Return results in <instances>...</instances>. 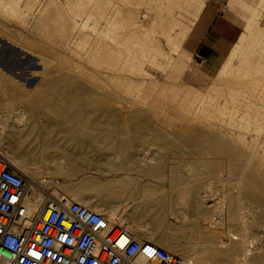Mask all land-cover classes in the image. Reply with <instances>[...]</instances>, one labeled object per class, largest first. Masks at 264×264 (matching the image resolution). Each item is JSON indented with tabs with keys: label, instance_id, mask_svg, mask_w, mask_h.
Listing matches in <instances>:
<instances>
[{
	"label": "bare ground",
	"instance_id": "obj_1",
	"mask_svg": "<svg viewBox=\"0 0 264 264\" xmlns=\"http://www.w3.org/2000/svg\"><path fill=\"white\" fill-rule=\"evenodd\" d=\"M143 1L149 7L139 15V5ZM182 1L62 0L60 4L58 0H43L42 2L41 0H0L1 14L9 15L16 20L19 15L21 16V18L18 17L19 22L16 23V30L20 31L22 36L31 32L33 23L42 26L41 30L49 29L47 25H44L48 20L56 24L59 23L54 34L56 27H52L49 32L50 35H44L43 45L49 50L39 51L40 59L38 58L37 64L29 57L20 59L18 52L0 49V96L4 97V101L9 104L15 103L21 96L31 98L59 96L60 101L47 102L41 109L45 108V110L63 117L71 135L80 132L86 135L91 134L90 127L86 126L84 122L76 120V116L73 115L76 106L74 104L75 98L79 96H88L102 101V107L105 110L115 109L125 113L123 115L124 120L128 117L137 119L139 112L137 110L129 114L126 110L123 112L119 99L123 95L129 96V98H139L141 91L154 90L157 83L150 79L146 68L156 66L165 72L172 60V56L169 54H175L182 50L181 43L196 23L205 0ZM247 6L249 9L248 17L241 32L236 36L223 62L218 67L215 82H212L203 95L196 94L190 98L184 96L181 101H178L177 97L173 95L170 104L178 111L177 125L167 123V128L162 126L166 130L167 136L175 138L186 147L211 150L219 156L226 155L228 158L236 155L237 146L246 150L247 161L244 165L236 166L232 164L233 160H230L232 158L228 160L229 176L235 178L230 181L224 180L221 179L222 177L220 178L219 174L218 176L214 175L216 176L212 177L214 179L209 178L216 179V184L207 185L204 189L203 186L199 185L203 189L199 199L200 205H206L201 207L197 201L192 204L191 211L198 218L195 225L202 229L199 237L204 240V245H214V249L208 248L206 253L204 252L211 259L212 264H264V240L261 241L259 238L257 240L249 234L251 221L247 219L246 212L243 210L245 206L240 204V196L243 192L252 202L259 204L264 216V203L256 194L257 190H264V146L260 150L259 145L264 141V23L260 22L264 13V0H257L254 6ZM184 10L188 14L186 15L188 18L182 22L180 17ZM173 11L180 15L173 18L171 15ZM53 13H56L57 18L49 19V15ZM150 13L154 15L150 23L151 26L141 27L140 23L146 20ZM28 17H30L29 24L26 21ZM175 28L178 31L172 36ZM154 33L161 35L158 38L163 36L170 53L161 49L162 43L153 36ZM235 61L237 64L234 63ZM180 62H175V69L182 66L183 63ZM87 65H91L93 68L88 69ZM94 65L104 69V74L98 72ZM24 71L29 72V78L26 79V75L23 74ZM38 80L43 81V85H39L38 89L31 88V84H35ZM24 81L26 83L23 84ZM17 82L20 86L13 84ZM192 90L197 93L200 92L196 89ZM9 91H13V94ZM162 93L160 92V96ZM134 99L132 100L134 101ZM112 102L114 103L113 106H111ZM163 102L164 99L160 101V104ZM155 104L157 105L156 100ZM23 115L24 113L20 112L18 120L22 119ZM158 127L160 128V126ZM158 127L156 128L158 130L150 129L155 137L160 135ZM238 129H244L248 132L251 130L249 133L252 132V134L250 137H245L247 132L244 136ZM203 151L206 153L205 150ZM0 154L13 165V170L17 174L26 176L32 184L38 183L43 187L50 188L49 193L42 194L30 184L25 196L29 215L26 222L27 226L31 225L33 219L45 215L44 203L48 199L64 205L76 200L80 205L92 211H103L97 205L91 204L81 197L63 194L61 185L54 184L52 179L40 181L36 177L38 167H31L24 160H19L18 146H12L6 151L1 147L0 139ZM22 154L26 156L27 153L23 152ZM240 154L243 155V153ZM240 154L239 156H241ZM70 155V152L64 153L58 162L61 164L60 170L57 171V173L59 172L58 176L62 178L61 184L77 180L82 182L83 171L80 168L82 162ZM187 166L185 165L186 168ZM188 167L193 166L189 165ZM190 168L187 169L190 171ZM189 171L188 174H194L191 171L189 173ZM155 172L154 175L158 173L155 174ZM177 172L180 174L179 171ZM151 173L149 174L152 175ZM192 179L190 180L192 181ZM143 182L144 185L145 182ZM229 183L233 184L232 194L228 191L227 185ZM181 188L179 189L181 190ZM177 189L175 188V190ZM196 190L193 188L184 193H191L189 195L193 196L199 192ZM235 197L238 202L237 206L235 205ZM103 199L97 197L96 203L104 205L106 201ZM179 199H183V197L181 196ZM107 212L105 211L109 216H115V214L120 216L117 212ZM178 212L183 218H186V213L182 209ZM170 216L171 219H177L175 213H170ZM162 219L161 215L158 216L153 223L155 226L149 230L146 227L148 223H145L146 225L143 223L131 224L126 218L124 220L123 217H120V221L142 244L137 260L138 264H144L148 259L147 264H155V261L150 259L155 247L153 230L162 223ZM220 235L224 239H220ZM216 237L218 240L214 241L213 239ZM169 251L172 252V250H167L169 254L171 253ZM180 260L181 264H204L194 258L190 259L182 255Z\"/></svg>",
	"mask_w": 264,
	"mask_h": 264
},
{
	"label": "rangeland",
	"instance_id": "obj_2",
	"mask_svg": "<svg viewBox=\"0 0 264 264\" xmlns=\"http://www.w3.org/2000/svg\"><path fill=\"white\" fill-rule=\"evenodd\" d=\"M42 1L43 0H41V2ZM58 1L60 4L62 3V0ZM256 1L257 0H239L233 2L230 0L229 8L233 12L235 25L239 27V30L236 28V33L241 32L243 24L248 17L249 9L247 5L254 6ZM182 2H184V0ZM148 7L149 6L143 1L139 5V15ZM149 15L150 16L146 20L142 22L140 21L141 27L144 28V26H151L150 23L154 18V15L153 13H150ZM171 15L173 18H176L180 14L173 11ZM181 15V21H186L188 18L186 15L188 14L185 10L184 12H181ZM18 17L21 18L20 15ZM18 17L16 20L9 15L0 13V49L15 53L18 52L20 59L29 57L35 64H37L38 58L40 59L39 51L49 50L43 45V42L45 41L44 35H50L49 32L52 27H56V30L53 32L54 34L57 31L59 23L56 24L48 20V22H45L44 24L49 27L48 30H41L42 26L33 23L31 32L22 36L21 32L16 30V23L19 22ZM58 17L60 19V16ZM52 18H57L56 13L49 15V19ZM29 20L30 17L26 20L28 24ZM260 22L262 24L264 23V13ZM175 30L172 32V36H174L178 31L177 28H175ZM153 36L156 38L161 37V35L159 36L157 33H154ZM162 38H158L160 43L163 44H161V49L170 53L169 47L166 45L164 38ZM169 55L172 56V60L169 68L165 72L156 66H153L154 68H146V72L149 74L150 79H152V81L154 80V82L156 81L157 83V87L154 88V90L147 92H145V90L141 91L139 98H129V96L123 95L121 97L122 99H119L123 112H125V110L127 111V114L135 110L139 112V117L135 120L130 119L129 117L124 120L123 115L125 113L115 109L105 110L102 107L103 102L97 100L96 98H90L88 96H79L75 98L76 102L74 104L76 106L73 115L76 116V120L84 122L86 126L90 127V135H86L83 132L71 135L68 132V125L64 123L65 119L63 117L52 111L49 112L45 110V108L41 109L47 104V102L54 103L59 100V96H45L38 98L21 96L15 101V103L12 104L5 102L4 97L0 96L1 147L8 151L10 147L18 146L19 160H24V162H27L31 167H38L36 172L38 175L41 174V176H43L41 177L36 175L40 181L42 179H45L46 181H48V179H52L54 184L61 185L63 194L81 197L91 204L97 205L103 210L102 212H107V210V213H110L109 211H112L113 213L117 212L120 217H123L124 220L126 218V220H129L131 224L148 223V225H145L149 228V230L153 229L155 226L153 223L157 220L158 216L161 215L163 217L162 223H160L155 230H153V240L155 246L161 247L165 251L172 250V252L169 251L171 252L170 254L179 258H181L182 255L186 258H194L204 264H212L211 259L206 256L205 251L208 248L214 249V245H204V240L199 237V233L202 229L195 225L198 218H196L195 214L191 211L192 204L194 201H200L199 199L201 197V193L207 185L216 184V179L212 180L214 179L212 177H216L214 175L218 176L219 174L220 178L222 177L221 179H227L229 181L232 180V178H235L234 176H232V178L229 176L230 169L228 166V160L232 158L230 160H233L232 164L236 166L244 165L247 161L245 155L246 150L245 148L237 146L241 150L236 148V155L228 158L226 155L219 156L211 150L201 148H199L201 149L199 150L190 146L186 147V145L180 144V142H178L175 138L167 136V132L163 129V127L167 128L169 123L177 125L176 116L178 111L171 106V97L175 95L177 100L181 101L184 96L190 98L196 94H205L212 82H215V73L220 65L219 64L215 70L211 71V73H207L200 65V62H198L190 54L186 53L184 49H182V52L179 51L178 53ZM176 61H183V64L180 62L184 67L180 74H178V69L174 68ZM234 63L237 64L236 61ZM86 67L88 69L93 68L91 65H87ZM94 68H96L98 72H104V69H101V67H96V65H94ZM23 74L26 75V79L27 77L29 78L28 71H24ZM41 80H38L35 84H31L30 87L38 89L39 85H43V81ZM24 83L26 82L24 81L23 84ZM13 84L15 86L19 85L18 82ZM188 86L192 87V89H198L200 92L197 93ZM9 92L13 94V91ZM160 92H163L161 96ZM132 99H134V101ZM163 99L164 102L160 104V101ZM155 100L157 105H154ZM113 105L114 103L112 102L111 106ZM38 106L40 107L38 108ZM146 108L147 110H145ZM40 109L41 111H38ZM20 112H23L24 115L22 116V119L18 120ZM158 126H160V128ZM157 127L159 128L160 134H158V138L150 132L151 128L158 130L156 129ZM238 131H240L244 136L247 132L245 137H250V134H252V132L249 133L251 130L248 132L244 129H238ZM259 145L261 150L264 146V141ZM203 150H207L206 153ZM23 152L27 153L26 156H23ZM66 152H70V156L79 159V161L82 162L80 165V168L83 171L82 182L77 180L61 184L62 178L58 176L59 172L57 173V171L60 170L61 164L58 162L60 158H62V155ZM213 153L215 154V157ZM240 153H243L245 156ZM239 154L241 156H239ZM229 162L231 163V161ZM185 165L193 166L191 168L187 166V168H190V171L194 174H188L187 172L189 169H187ZM182 168L183 171H181ZM152 170L154 172L157 171L158 173L155 172V174L157 173L159 176L157 174L154 175ZM170 170H174V172L171 171V173ZM220 170L222 171L220 172ZM177 171H179L180 174ZM175 172L177 173L175 174ZM29 178L31 180V177ZM190 179H192L193 182ZM207 179H209V184L206 183ZM30 184L35 186V188L42 194L50 192V188L48 189V187H43V185L41 186L38 183L35 185L30 182ZM199 185L203 186V189L200 188L201 186ZM178 187L181 188V190ZM227 187L230 194H232L234 190L233 184L229 183ZM175 188H178L179 191L178 189L175 190ZM193 188L194 190H199V192L194 195L192 194L193 196H190L191 193H187L188 195L190 194L189 196L184 193L186 190L190 191ZM256 194L264 203V190L259 189L256 191ZM241 195L240 204L245 206L243 210L246 212L247 219L251 221L249 234L253 238H259L262 241L264 240L263 211L259 204L252 202L246 197L245 193L242 192ZM181 196L186 201L179 199ZM97 197L104 198L103 200L106 201L104 205L98 202V204L96 203ZM194 198L195 200H193ZM125 201L127 203L131 201V204L123 205ZM176 201L179 202L177 203ZM71 202L77 201L73 200ZM182 202L185 204L183 203V205H180ZM198 204L200 205V202ZM237 204L238 202L236 198L235 205L237 206ZM203 205L204 204L200 206L204 207L206 204L204 206ZM181 206L184 207L181 208ZM180 208L184 213H186V218H183V216H181L178 212V210H181ZM170 213H175L177 219H171ZM220 239H224V237L220 235ZM213 240H218V238L216 237Z\"/></svg>",
	"mask_w": 264,
	"mask_h": 264
},
{
	"label": "built area",
	"instance_id": "obj_3",
	"mask_svg": "<svg viewBox=\"0 0 264 264\" xmlns=\"http://www.w3.org/2000/svg\"><path fill=\"white\" fill-rule=\"evenodd\" d=\"M29 187V179L0 154V264H138L142 244L117 214L48 199L45 215L27 226ZM150 259L181 264L179 257L158 246Z\"/></svg>",
	"mask_w": 264,
	"mask_h": 264
},
{
	"label": "crops",
	"instance_id": "obj_4",
	"mask_svg": "<svg viewBox=\"0 0 264 264\" xmlns=\"http://www.w3.org/2000/svg\"><path fill=\"white\" fill-rule=\"evenodd\" d=\"M205 2L199 13L200 15L195 21L196 23L190 30L191 33L189 32L184 39L185 41L183 40L182 49L200 62L205 72L211 73L223 62L228 50L239 34L236 33V28L239 27L235 25L233 12L229 8L230 0H207ZM183 68V66L178 68V74L182 72ZM130 204L131 201L123 203V205Z\"/></svg>",
	"mask_w": 264,
	"mask_h": 264
}]
</instances>
